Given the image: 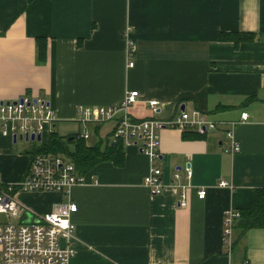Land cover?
Returning a JSON list of instances; mask_svg holds the SVG:
<instances>
[{"label":"crops","instance_id":"0c3cea01","mask_svg":"<svg viewBox=\"0 0 264 264\" xmlns=\"http://www.w3.org/2000/svg\"><path fill=\"white\" fill-rule=\"evenodd\" d=\"M126 28L136 44L132 67ZM231 31L254 36L236 45L218 38ZM38 36L46 38L43 63L36 61ZM133 89L140 93L133 117L167 119L184 109L197 118L238 120L247 112L234 129L240 151H226L221 128L184 137L164 127L160 158L124 145L122 165L97 163L69 194L18 192L17 201L38 214L56 202L77 204L74 235L61 241L75 248L70 264H264V227L237 238L235 223L231 250L223 242L224 211L249 209L253 190L264 187V0H0V101L41 97L56 122H76L80 131L79 106L114 105ZM113 128L112 121L90 127L86 144L104 146ZM4 141L17 142L0 134V159L7 158L1 179L14 182L27 160L10 154ZM187 163L191 188L182 207L180 188L171 184ZM152 164L167 185L157 195L142 183ZM198 187L206 189L203 199Z\"/></svg>","mask_w":264,"mask_h":264},{"label":"built area","instance_id":"2783aa9c","mask_svg":"<svg viewBox=\"0 0 264 264\" xmlns=\"http://www.w3.org/2000/svg\"><path fill=\"white\" fill-rule=\"evenodd\" d=\"M128 28L124 32L126 41L125 57L127 67L134 64L136 44L129 36ZM140 101L138 90L125 91L120 102L114 105L79 106L77 120L81 130L76 133L85 141L89 138V128L102 122L112 121L113 141L121 139L124 145H138L139 151L150 160L160 158L159 131L164 127L180 131H193L205 134L207 130H223L226 137V151H240V144L235 138L234 129L240 122L248 120V113L243 111L238 120H211L197 118L196 110H179L167 119L138 118L130 114V108ZM156 112L158 101L148 102ZM57 120L49 102L41 97L21 96L0 101V134L13 142L37 141L39 145L29 152L26 168L22 176L14 182H5L0 175V264H70L75 253L72 245L62 246L61 241L70 240L76 230L71 217L77 211V204L70 199L56 202L42 213H33L15 197L18 192H58L69 194L72 187L86 183L85 174L80 172L74 162L63 154L35 152L48 142V136L54 132ZM32 137V138H31ZM39 137V138H38ZM162 171L158 166L150 165L143 177V186L150 195L162 193L166 186L161 180ZM182 176L187 181L181 182ZM191 168L187 163L183 174H173V187L180 188L178 205L186 206V190L190 185ZM219 186L230 184L220 180ZM196 196L203 199L204 187H198ZM240 218L239 210L228 209L223 213V242L232 248V232ZM29 219L28 222L26 220ZM16 220V221H14Z\"/></svg>","mask_w":264,"mask_h":264},{"label":"trees","instance_id":"16d2710c","mask_svg":"<svg viewBox=\"0 0 264 264\" xmlns=\"http://www.w3.org/2000/svg\"><path fill=\"white\" fill-rule=\"evenodd\" d=\"M253 36V33L250 32L231 31L220 32L218 38L220 40L231 39L236 45L241 41L253 39ZM35 42L36 61L43 63L46 59V38L38 36L35 38ZM183 135L184 137L203 136L189 131H183ZM70 136L74 137L72 141H68ZM123 148L124 144L121 139L109 141L104 146L102 141L88 145L84 139L78 138L76 134L62 137L54 131L49 134L47 144L37 148L35 152L63 154L74 162L80 172H86L102 161H112L116 165H122ZM239 213L240 218L235 224V229L238 231L237 238H240L250 228L264 227V187L253 190L251 207L243 209Z\"/></svg>","mask_w":264,"mask_h":264},{"label":"rangeland","instance_id":"374dc122","mask_svg":"<svg viewBox=\"0 0 264 264\" xmlns=\"http://www.w3.org/2000/svg\"><path fill=\"white\" fill-rule=\"evenodd\" d=\"M54 131L58 135H66V134L73 133V132L76 133L78 131V124L76 122H73V121H57L55 123ZM37 145H39V143L37 141L25 142L23 140H19V141H17L16 144H10L6 141L3 142L4 147H9L10 154L20 155L23 158L22 159L23 161H24V159L28 160L29 152L34 150L37 147ZM6 159L7 158H2V159H0V161H4ZM20 161H21V159H20ZM13 167H15V166H13ZM18 168H17V170H18ZM14 221H16V220H14Z\"/></svg>","mask_w":264,"mask_h":264},{"label":"water","instance_id":"95a60500","mask_svg":"<svg viewBox=\"0 0 264 264\" xmlns=\"http://www.w3.org/2000/svg\"><path fill=\"white\" fill-rule=\"evenodd\" d=\"M32 138V137H31ZM39 138V137H38ZM74 139V137L73 136H70V137H68V141H72ZM29 221V219H27L26 220V222H28Z\"/></svg>","mask_w":264,"mask_h":264}]
</instances>
